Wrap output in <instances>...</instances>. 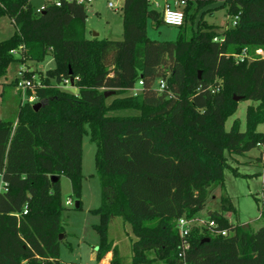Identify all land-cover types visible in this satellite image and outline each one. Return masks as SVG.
<instances>
[{"label": "trees", "instance_id": "16d2710c", "mask_svg": "<svg viewBox=\"0 0 264 264\" xmlns=\"http://www.w3.org/2000/svg\"><path fill=\"white\" fill-rule=\"evenodd\" d=\"M44 5L37 12L31 0H0V15L15 25L0 40V78L12 62L40 63L49 54L55 61L45 73L26 66L24 78L35 85L25 96L36 99L21 100L13 118L0 119V264H59L60 177L79 198L85 125L106 188L95 211L98 263L111 253V264H125L109 237L119 217L135 236L129 264H264V225L229 221L224 212L237 208L227 193L206 225L190 226L185 238L178 228L179 219H195L213 188L225 191L227 169L240 175L230 157L259 148L264 176V55L254 54L264 50V0H185L178 38L165 41L147 35L148 22L165 25L153 0H123L121 40L87 35L84 2ZM217 8L227 14L221 29L205 18ZM71 78L76 93L61 88ZM106 90L115 94L106 97ZM241 100L258 104L248 106L244 130L238 119L226 129Z\"/></svg>", "mask_w": 264, "mask_h": 264}, {"label": "rangeland", "instance_id": "374dc122", "mask_svg": "<svg viewBox=\"0 0 264 264\" xmlns=\"http://www.w3.org/2000/svg\"><path fill=\"white\" fill-rule=\"evenodd\" d=\"M34 7L40 6L45 0H31ZM113 2L115 7H109V2ZM87 7V35L93 36L99 33L104 38L116 40L122 39V0H92L84 1ZM162 8V6H159ZM208 22L214 23L221 27L226 25V9L217 8L211 10L205 15ZM179 27L171 25L155 26L151 22L147 24V35L156 40H176L179 34ZM15 33V25L7 15H0V40H5ZM262 48L254 49V54ZM264 51V50H263ZM19 56V53H16ZM38 69L45 73L47 70L54 68L55 61L51 54L40 63L29 62L24 65L19 62H12L7 67L6 73L0 78V108L2 98L4 106L8 112L0 119L13 118L21 100L27 98L21 95L16 87L11 83L19 76L21 68ZM37 71V70H34ZM64 90L76 93L77 87L73 85H62ZM257 102L251 100L239 101L236 112L231 115L225 124L226 129H230L233 121H240V128L246 126V110L249 105H257ZM5 108V109H6ZM137 113L136 110H109V114ZM85 132L82 137V170H81V193L79 198L72 192L70 179L62 175L61 197L63 210L64 237L60 241V258L59 264H111L112 254L109 253L101 260L97 261V250L101 242V236L97 226L101 224V218L95 211L103 204V195L105 187L98 173L95 163L97 152L96 142L92 139L88 125H85ZM258 130L264 132V123L258 125ZM260 149L254 148L249 151L251 157L235 156L230 157L232 165L237 167L240 175L227 169L225 171V191L221 187H215L210 192L205 207L195 213L194 223L206 225L210 220L209 213L219 210L221 205V196L225 193L232 198L237 208V213L225 211L224 216L231 222L244 226L258 229L264 225V219L261 218L264 212V176L263 168L256 160L259 156ZM71 200V203H68ZM79 201L80 206L75 207V202ZM211 232V231H210ZM109 237L113 239L120 248L121 255L125 264L130 263L131 238L135 236L130 232V226L124 223L121 218L114 217L109 225Z\"/></svg>", "mask_w": 264, "mask_h": 264}, {"label": "built area", "instance_id": "2783aa9c", "mask_svg": "<svg viewBox=\"0 0 264 264\" xmlns=\"http://www.w3.org/2000/svg\"><path fill=\"white\" fill-rule=\"evenodd\" d=\"M52 2H54L56 5H60L61 4V0H51ZM80 2H91L92 0H78ZM165 4L163 5V21L165 24L167 25H171V26H180L183 24L184 22V12H183V6L185 5V0H173L174 5H172L168 0H165ZM153 4L155 7H159L160 4L157 0H153ZM109 7L113 8L115 7V4L113 2H109ZM45 5H41L40 7L36 8L37 12H41L44 9ZM237 21V16L233 18L232 24L235 25ZM259 55H264V51L263 50H259L258 51ZM247 56V49H243L242 53L240 55H238V57L240 58L241 61L244 60V57ZM24 71L25 68H21L19 71V76H20V80L18 81L17 84V90L21 91L23 96H25V92L27 89L29 88H33L34 87V83L30 80V79H26L24 78ZM65 83L67 85H69V80H65ZM143 82L140 81V84H142ZM40 85V83H39ZM165 87V84L163 81L160 82V87L159 89L162 90ZM140 91V88H134L132 90L133 94L136 95L138 94ZM29 101H34L36 99L35 96H29L26 97ZM5 189L4 187V183L1 179V174H0V192ZM68 203H71V200H68ZM27 211L25 210L24 213H26ZM194 220H188L186 218H181L178 221V228H179V232L181 234V236L183 238H185L188 234H189V227L192 225H195ZM210 227H214L215 223L213 221H211L209 223ZM219 233H221L222 235L226 234L225 230H219L217 231ZM184 247L187 248L188 247V243H184Z\"/></svg>", "mask_w": 264, "mask_h": 264}, {"label": "water", "instance_id": "95a60500", "mask_svg": "<svg viewBox=\"0 0 264 264\" xmlns=\"http://www.w3.org/2000/svg\"><path fill=\"white\" fill-rule=\"evenodd\" d=\"M97 34H98V33H94V36H97ZM199 74H200V72H199ZM71 85H73V78H71ZM113 94H115V91H114V90H106V91H105V96H106V97L111 96V95H113ZM234 99H236V100H240L241 97H239V96H234ZM41 105H42L41 102H36V103H34L33 107H34L35 110H37ZM58 178H59V176H57V175L52 176V179H53V180L58 179ZM75 207H76V208L79 207V201H76V202H75ZM62 237H63V234H60V239H61Z\"/></svg>", "mask_w": 264, "mask_h": 264}, {"label": "crops", "instance_id": "0c3cea01", "mask_svg": "<svg viewBox=\"0 0 264 264\" xmlns=\"http://www.w3.org/2000/svg\"><path fill=\"white\" fill-rule=\"evenodd\" d=\"M123 1V0H122ZM158 2H159V4L163 7V5L166 3L165 2V0H157ZM172 5H174V3H173V0H168ZM44 3H42L41 5H43ZM40 5V6H41ZM40 6H38V7H40ZM37 8V7H36ZM122 34H123V30H122ZM98 36H99V33L97 34ZM100 37V36H99ZM100 38H102V37H100ZM104 38H108V37H104ZM33 64V63H32ZM34 70H37L38 71V69L36 68V69H34ZM17 89V88H16ZM4 98H2V106H1V108H0V113H2V118L4 117V115H6V113L9 111L8 110V108H6L4 105ZM6 108V109H5ZM17 111V110H16ZM1 118V119H2ZM245 156H248V157H251V155L249 154V152H247L246 154H245ZM257 157V156H256ZM111 253H109V255H110Z\"/></svg>", "mask_w": 264, "mask_h": 264}]
</instances>
